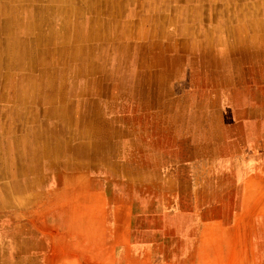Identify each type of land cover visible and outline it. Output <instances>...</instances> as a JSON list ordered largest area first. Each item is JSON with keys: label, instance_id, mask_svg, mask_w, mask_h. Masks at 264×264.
I'll use <instances>...</instances> for the list:
<instances>
[{"label": "rangeland", "instance_id": "374dc122", "mask_svg": "<svg viewBox=\"0 0 264 264\" xmlns=\"http://www.w3.org/2000/svg\"><path fill=\"white\" fill-rule=\"evenodd\" d=\"M0 6V264H264V0Z\"/></svg>", "mask_w": 264, "mask_h": 264}, {"label": "bare ground", "instance_id": "6f19581e", "mask_svg": "<svg viewBox=\"0 0 264 264\" xmlns=\"http://www.w3.org/2000/svg\"><path fill=\"white\" fill-rule=\"evenodd\" d=\"M2 9H3V12L0 11L1 14H3L2 15V18H6V17L7 18H6V20L0 21V25H2L3 22L5 24V28H1V29L4 30L5 32L10 33L11 36H12L13 35V32H14V27L17 26V22H18L17 20H19V18L18 19H13V15L16 13V12L13 11L14 10L13 7H5V8H2L0 6V10H2ZM19 9H20V14L21 15H23L26 12V10L24 8H22V7H20ZM42 12L44 14H47V15H51V16L54 15L55 16V15L61 14V9L59 10V9H57L55 7L47 6V7L40 8L39 15ZM31 14L34 15V11H32ZM35 27H40V28H39V30L36 29L37 34L34 36V38L32 40L29 41V43L31 45H35L36 43H38V36L40 35L41 32H44V33H46L48 35V38H47L48 40H47V43L46 44L53 43V44H55V46L58 45L64 39V37H65V36H63L65 34V32L62 30V28L60 27V25L58 24L57 28L54 27L52 23H49V22H47L45 20V16L43 17V19H41L40 17H38V20H37V23L35 24ZM40 30H42V31H40ZM16 38H17L16 36L15 37H10L8 39L7 43H6L7 52H8V54H7V60L8 61L6 63L7 69H9L8 67H10L11 64H14L13 60L15 58L13 57V55L11 54V52L15 55V57H18L19 56V50L13 48V47H16V45H17V43H15L16 42ZM11 47H12V51L10 52V48ZM0 78L3 79V81H4L2 83L3 88H0L3 91V95L7 94L8 92H11V87L8 86L9 83H10L9 85L11 86V80H10L11 75L9 74V72H7L5 74V76H3V77L1 76ZM39 80H42V78L39 79ZM33 82H35V81H33ZM6 141H8V140H6ZM7 143H9V141ZM6 147L9 148L10 146L6 145ZM0 148H1V146H0ZM52 151L54 152V150H46L45 147L43 148V154H46V157L50 156L49 154ZM55 152H57V149H55ZM34 156L35 155L33 153H31V156L30 157L31 158H34ZM1 171H0V174H4V173H6L8 171V169L6 171L5 170L2 171V173H1ZM11 190H12L11 188H9V190L8 189H5L4 193L7 196L6 198H8L9 194L11 193L10 192ZM14 190H15V192H17V189L15 187H14Z\"/></svg>", "mask_w": 264, "mask_h": 264}, {"label": "crops", "instance_id": "0c3cea01", "mask_svg": "<svg viewBox=\"0 0 264 264\" xmlns=\"http://www.w3.org/2000/svg\"><path fill=\"white\" fill-rule=\"evenodd\" d=\"M82 91V93H80ZM89 91V90H88ZM90 92V91H89ZM89 92H88V95H89ZM84 93V91L83 90H79V93L78 94H83ZM86 93V92H85ZM90 94H91V92H90ZM84 95V94H83ZM14 99V98H13ZM15 101V99L13 100V102ZM81 103V102H80ZM80 103L78 104V105H80ZM82 107H84L83 109H85L86 108V105H85V103H82ZM89 105L90 106H92V108L93 107H95V104L94 103H92V102H90L89 103ZM81 107V108H82ZM88 107V106H87ZM91 108V107H90ZM93 109H96V107L95 108H93ZM84 117H86V116H84ZM87 118H89V119H91L92 120V123L94 124V126L91 128V129H89V131H88V133L90 134V136H91V134H93L94 135V138H96V136H98V135H102V129H104V127H107L106 126V124L105 123H101V122H98V121H96V118H93L91 115L90 116H88ZM16 129H14V131H15ZM92 130V131H91ZM11 132V131H10ZM92 132V133H91ZM14 133V132H13ZM89 136V138H92V137H90ZM93 144V143H92ZM98 146V144H94L93 145V147H90V148H86V150H87V152H86V154H83V153H80V152H82L81 151V148H77V153H75L76 154V156H78V157H88V158H91L92 157V154H93V151H94V149H95V146ZM14 147L16 146V145H13ZM40 146H41V144H40ZM13 147V148H14ZM39 148H41V147H39ZM59 149V148H58ZM61 149H63V148H60L59 150H61ZM80 154H82V155H80Z\"/></svg>", "mask_w": 264, "mask_h": 264}]
</instances>
